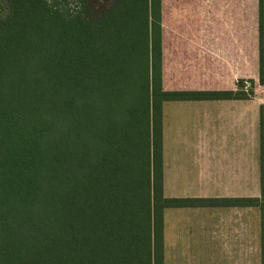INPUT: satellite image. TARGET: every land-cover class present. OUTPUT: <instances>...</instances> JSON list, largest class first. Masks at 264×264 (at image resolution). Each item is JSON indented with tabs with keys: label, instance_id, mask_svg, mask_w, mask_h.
<instances>
[{
	"label": "trees",
	"instance_id": "trees-1",
	"mask_svg": "<svg viewBox=\"0 0 264 264\" xmlns=\"http://www.w3.org/2000/svg\"><path fill=\"white\" fill-rule=\"evenodd\" d=\"M7 3L0 264H164L166 208L264 205L261 197L164 196V102L252 97L244 84L164 89L161 0H116L99 15L86 0L71 14L49 0ZM259 41L264 86V0Z\"/></svg>",
	"mask_w": 264,
	"mask_h": 264
},
{
	"label": "crops",
	"instance_id": "crops-1",
	"mask_svg": "<svg viewBox=\"0 0 264 264\" xmlns=\"http://www.w3.org/2000/svg\"><path fill=\"white\" fill-rule=\"evenodd\" d=\"M161 4L162 81L165 90L237 91L251 79L259 84V0H161ZM254 102L252 98L164 102L165 197H218L201 192L203 186L215 185L212 181L217 180L213 156L234 154L233 146L244 144L251 113L256 121L261 122L264 104L259 102L258 108L251 112L250 104ZM213 107L223 108V116L231 120L230 131L236 139L231 137V149L226 142H218L217 134L211 133L216 128L215 124L212 128L214 114L218 113H214ZM202 208L226 210L207 212L204 215L208 222L203 224L202 211L198 214L194 210ZM233 208L240 207L166 208L163 215L164 264H226L225 260L220 263L211 259L218 245L193 243L192 237H197V226L210 230L212 224L218 230L221 223V232L224 235L226 231L232 232L235 243L241 240L243 245V222H237V229L231 230L233 224L226 219V211ZM183 215H190L187 220H194L186 232ZM245 233L249 250L248 224ZM237 248L233 245L231 249ZM246 257L248 259V255ZM235 260L229 264H244L243 254Z\"/></svg>",
	"mask_w": 264,
	"mask_h": 264
},
{
	"label": "rangeland",
	"instance_id": "rangeland-1",
	"mask_svg": "<svg viewBox=\"0 0 264 264\" xmlns=\"http://www.w3.org/2000/svg\"><path fill=\"white\" fill-rule=\"evenodd\" d=\"M51 4L57 7L64 14H71L74 10L80 7L81 0H49ZM116 0H86L89 7L93 8L95 15H99L102 11L110 7ZM8 12L7 0H0V18ZM252 80V79H251ZM256 84L252 85L250 80L244 83L245 90L249 91L254 103L250 104L251 112L258 108L261 102L264 104V87ZM253 89V92L251 90ZM260 102V103H259ZM214 119L212 120V128L216 125L215 131L212 134L218 135V142H226L227 147L231 149L233 142V134L230 131L231 124L227 118L223 116V108L213 107ZM263 116V125L256 121L255 116L251 113L249 120V131L244 133V144L233 146L236 151L233 154H218L213 156V166H217V180L212 181L215 185L203 186L201 192L207 196H228V197H261L264 200V105L261 108ZM262 121V119H261ZM229 125V126H228ZM246 135V136H245ZM233 139H232V138ZM236 140V139H235ZM231 145V146H230ZM233 148V149H234ZM175 209H171L173 211ZM196 212H201L204 222H208L206 214L209 211L216 212L226 210L222 208H202L194 209ZM187 212V211H185ZM195 212V211H194ZM226 219L229 220L231 230L237 229V222H243V245L241 240L235 243L236 237L232 232L226 231L224 235L221 232V223L218 230L211 224L210 230L207 227L197 226L196 236L192 237L193 243H207L218 245V248L213 251L212 260H225L229 264L231 261H236L235 258L244 256V264H264V205L261 207H240L239 209H231L226 211ZM190 215H183L184 232L189 230V224L193 222V218L187 220ZM215 217L212 222L215 223ZM202 222V219H201ZM220 222V221H219ZM197 224V223H196ZM248 224V248L246 239V228ZM195 225V224H194ZM223 225V224H222ZM235 240V241H234ZM189 242V240H188ZM191 242V241H190ZM227 246H225V244ZM238 246L236 250L231 249ZM224 246V247H223ZM248 252V254H247ZM248 255V259L247 256ZM241 262V261H239Z\"/></svg>",
	"mask_w": 264,
	"mask_h": 264
}]
</instances>
